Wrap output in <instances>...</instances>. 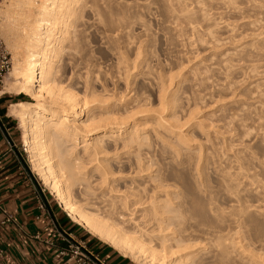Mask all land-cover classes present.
I'll list each match as a JSON object with an SVG mask.
<instances>
[{
    "label": "rangeland",
    "instance_id": "obj_1",
    "mask_svg": "<svg viewBox=\"0 0 264 264\" xmlns=\"http://www.w3.org/2000/svg\"><path fill=\"white\" fill-rule=\"evenodd\" d=\"M11 3L0 0V40L13 63L0 91L3 97L24 96L36 103L15 91L19 32L8 15ZM84 4L82 34L70 44L71 60L67 62L69 49L59 57L57 66L66 71L58 73L57 83L94 106L92 114L127 122V133L137 140L115 151L116 141L109 139L112 149L100 160L124 175L131 168L144 169L136 181L149 189L162 180L173 198L184 193L193 214L188 234L201 248L195 255L206 254L210 264H221L213 256L212 235L223 229L225 241L236 247V262L257 264L244 251L264 256V0H82ZM12 119L24 168L74 223L32 172L22 124ZM118 130L112 134L119 135ZM123 134L116 140L128 138ZM123 185L119 188L125 191ZM75 196L125 232H145L113 215L110 198L78 190ZM174 203L177 213L180 201Z\"/></svg>",
    "mask_w": 264,
    "mask_h": 264
},
{
    "label": "bare ground",
    "instance_id": "obj_2",
    "mask_svg": "<svg viewBox=\"0 0 264 264\" xmlns=\"http://www.w3.org/2000/svg\"><path fill=\"white\" fill-rule=\"evenodd\" d=\"M11 2L13 10H9L8 15H13L19 32L15 68L19 87L15 91L17 95L32 97L36 103L11 105L8 113L22 124L23 145L32 172L75 224L121 256L137 264H210V256L195 255L201 248L192 244L188 234L193 214L184 193L173 198L172 191H166L171 187L162 180L156 188L149 189L136 181L144 169L131 168L124 175L116 172L111 163L100 160L112 149L107 142L109 139L116 141L115 151L137 144L136 137L127 133V122H116L105 114H92L94 106L57 83L58 73L66 71V67L57 66L58 59L69 49L67 62L71 60L73 48L70 44H73V37L79 38L82 34L80 27L87 5L81 7L82 0ZM4 93L0 91V96ZM115 128L119 129V135L112 134ZM124 132L128 138L117 141L123 138ZM94 162L98 166L90 172ZM122 183L125 191L119 188ZM76 190L97 199L110 198L113 215L124 223L143 227L145 232H125L102 217L88 202L78 201ZM175 199L180 201L177 213L172 209ZM140 212V217L126 220L127 215L132 217ZM223 232V229L213 232L214 259L221 264H238L234 259L236 247L225 241ZM145 235L149 241L143 238ZM244 252L251 254L249 257L257 264H264V256H253L250 250ZM239 263L250 262L242 259Z\"/></svg>",
    "mask_w": 264,
    "mask_h": 264
},
{
    "label": "crops",
    "instance_id": "obj_3",
    "mask_svg": "<svg viewBox=\"0 0 264 264\" xmlns=\"http://www.w3.org/2000/svg\"><path fill=\"white\" fill-rule=\"evenodd\" d=\"M3 96H0V206L14 217L18 226L6 224L0 227V248L5 250L0 264H63L64 259L48 243L61 244L60 233H71L85 240L108 264H133L120 254L87 239L45 194L47 212L37 220L40 216L36 197L38 189L17 151V126L13 117L2 111L5 107L1 102ZM0 220H3L1 212Z\"/></svg>",
    "mask_w": 264,
    "mask_h": 264
},
{
    "label": "built area",
    "instance_id": "obj_4",
    "mask_svg": "<svg viewBox=\"0 0 264 264\" xmlns=\"http://www.w3.org/2000/svg\"><path fill=\"white\" fill-rule=\"evenodd\" d=\"M12 68L13 63L10 54L0 40V84L3 83V80L11 72ZM37 189L36 197L38 200V208L40 210V216L37 217V220H40L46 215L47 208L44 198V190H42L40 185ZM0 212L3 215V220H0V227L5 226L6 224H14L18 226L14 217L2 206H0ZM60 239L61 244L55 243L54 241H49L48 243L55 248L59 252V255L64 259L63 264H108V262L103 259L100 254L96 253V251H94L85 240L71 233H60ZM4 257L5 250L0 248V262Z\"/></svg>",
    "mask_w": 264,
    "mask_h": 264
},
{
    "label": "trees",
    "instance_id": "obj_5",
    "mask_svg": "<svg viewBox=\"0 0 264 264\" xmlns=\"http://www.w3.org/2000/svg\"><path fill=\"white\" fill-rule=\"evenodd\" d=\"M1 102H4L5 105H10V104H14V103H21V102H28L26 97L24 96H20V97H13V96H6V97H3L1 99ZM6 106L3 108V113L5 114L6 113ZM60 210V209H59ZM61 211V210H60ZM66 219L72 223L67 217ZM76 228H78L79 231H81L82 235H84L87 239H90L92 242L94 243H98L102 246H105L106 248L110 249L111 251H113L114 253H116V251H114L111 247H108L107 245L103 244L102 242L98 241L96 238L92 237L88 232H86L84 229H82L80 226L72 223ZM118 254V253H116Z\"/></svg>",
    "mask_w": 264,
    "mask_h": 264
}]
</instances>
